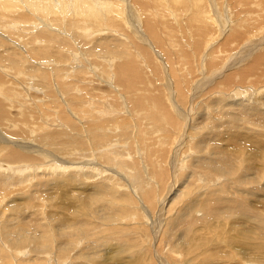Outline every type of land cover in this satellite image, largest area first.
Wrapping results in <instances>:
<instances>
[{"label": "rangeland", "instance_id": "rangeland-1", "mask_svg": "<svg viewBox=\"0 0 264 264\" xmlns=\"http://www.w3.org/2000/svg\"><path fill=\"white\" fill-rule=\"evenodd\" d=\"M129 2L132 5L131 0ZM253 6L245 2L234 1L229 5L231 10L229 13L232 14L233 19L251 15L248 21H252L250 25H255L253 20H256L257 17L251 13L254 8L258 7L256 9H259V6ZM160 17L162 18V16ZM7 20L9 19L0 15V34L3 31L1 23H6ZM161 21L164 20L161 19ZM38 22H41L38 26L31 24V34L34 31H39V26L43 25L41 27H52L63 36V39L56 37L55 46L58 45L59 50L49 48V56L41 54L44 60L27 58L25 55V47L29 43L27 39L21 41V37H18L17 41L16 39L10 41L5 37L3 42L0 39V51L9 48L13 55V65H15V67L12 65L13 70L9 69L8 71V73L11 72L10 76L8 75V78L5 76L7 81L0 84L4 95L0 96V103L8 110L7 115L0 119V260L2 261L0 264H264V135L262 136L263 132L261 133L260 130L258 132V129L256 133L255 128V130L250 128L251 131H248L249 128L239 125L243 122V114L238 110L241 109L239 104L228 103L226 109L222 106L225 113L224 115L222 113V117L219 115V118L218 116L213 117L217 113L212 107L216 103L215 101L219 103L214 96L224 95L227 90L226 85L223 84L229 81H240L238 83L240 85L237 84L235 88V83L232 89L241 88V90L249 92L246 91V96L243 95L242 98L239 95L240 98L238 96L234 98L241 101L245 107L250 105L251 112L255 111L256 97H254L255 95L252 97L250 93L252 90L254 91V88H257L255 92H263L264 96V65H257L255 67L256 69L258 67L257 71L254 69L250 73L253 76L246 78L244 76L256 57L264 54L262 52L264 51V42L253 53H248L251 50L249 49L245 56L238 57L239 64L227 68L223 74L222 72L208 73L206 80L209 82L201 94L194 96L195 85L205 81L206 71L204 68L208 69V66L215 65L212 61L214 58L210 59L211 61L207 58L211 51L206 49V53L201 52L203 54H200L198 58L182 56L177 59L171 57L173 43L169 42V39L164 40L162 35L159 38L154 36L145 29L142 21H139L141 25L139 33L147 34L150 40H144L145 42L139 40L138 44H134L130 38V43L124 45L133 57L136 55L137 70L142 75L137 71L138 77L134 81L138 83V86L132 85L133 91H130L122 87L124 85L114 82L115 74L113 75L111 72L113 73L116 63L114 62L108 67L103 59L108 58L106 50L96 44L101 41L114 43V33L105 31L106 33L103 32L90 41L93 33H89L87 37V42H89H86V48L85 43L75 37L70 23L64 22L61 28L57 27L59 23L53 17H48L44 21L40 19ZM105 23L106 21L94 22L90 27H102ZM20 24L23 27H28L23 22H9L8 28L13 31ZM127 24L130 26V23ZM124 25L128 27L126 24ZM231 25L232 22L227 19V22L225 21V24L222 25L223 29H219L217 33H220V37H215L218 40L216 39L217 41L210 44L212 51L219 47L227 48L225 44L233 39ZM2 26L5 28V24ZM161 27L167 32L164 25ZM262 27L264 25H261L258 30ZM129 28L132 29L131 26ZM115 34L120 36V33ZM7 36L9 37V35ZM122 38L127 40L128 36L122 35ZM70 40L75 46H72ZM18 41L22 46L17 43ZM7 43L9 45L5 46ZM70 45L71 48L73 47L72 49H68ZM191 46H188V55H191ZM77 47L82 48V50L80 48L81 53H77L72 58L70 50L76 52ZM87 58L90 61L92 59L91 63L94 65L91 70L93 73L88 74L92 81L88 83L87 80L81 81L78 87L87 84L105 90L108 86H105L104 83H107L109 87L115 89L116 98L114 97L113 100L117 99L119 103L114 102L109 105L111 98L107 94L102 96L97 94L95 101L100 102L101 105L106 103L108 112L125 115L130 121H125L121 129L114 128L115 135H118L114 136L116 139L114 147H116L108 149L106 154L97 151L96 139L87 131L88 127L85 125L84 117L80 119L81 112L76 109L77 104L69 101L60 81L52 80L51 90L48 92L45 89L42 90V85L41 87L36 86L35 78L30 79L29 76L24 75L21 83V76L15 75L17 74L15 70L22 69L24 72L22 73L25 74L27 65L33 70L39 69L38 65L42 63H45L43 68H48V70L68 68L69 72L73 71L72 74H74L77 69H84L85 65L89 66L87 63L90 61ZM97 60L102 62L99 63ZM67 64L72 68H69ZM17 66L18 68H16ZM171 68L174 78L170 76ZM178 69L179 71L182 69V71L179 72ZM66 72L64 70V76ZM185 72L187 77L184 81L181 74H185ZM107 73L111 75L108 76ZM209 74L211 79H208ZM67 76L69 79V75ZM105 76L106 78H104ZM159 76L164 78L161 80ZM176 76H180L181 79ZM25 77H29L30 81ZM180 80L189 81L191 87L185 91V87L181 86L187 87V84L180 85L182 83ZM192 81L193 86L191 85ZM177 85L179 88L176 87ZM165 86L168 88L167 92ZM153 87L156 91L152 89ZM15 91L18 92V96L23 99L25 97L27 101H30L31 105L27 110L25 108L26 111H23V108L20 110L21 103L14 97ZM232 91L230 89V92ZM161 92L162 94L158 95ZM154 93L157 94L155 97ZM181 95L185 96L181 98ZM164 96L166 98L159 101ZM224 96L226 97V94ZM260 99L264 101L263 97ZM183 100L187 103L190 101L189 109L186 107L189 110H187V114L191 115L192 112H195V108L200 111L201 103L207 102L208 111L206 112L211 116L198 125L194 124L189 129L195 136L193 135L194 138L191 137V139L187 137V145H189L186 147L192 148V152L189 151L191 153H187V158L184 160L181 152L185 148L182 150L180 148L182 145L179 147V152H177L179 148L175 145L173 148L175 155L171 154L176 131H182L181 128L186 130V119L184 120L182 114L185 112ZM158 101L161 104H158ZM193 101L196 106L194 108H192ZM174 103L175 105H173ZM140 106L146 107L141 108ZM147 107L149 108L147 109ZM242 107L244 108V106ZM121 109L124 111L122 112ZM261 109L264 111L263 107ZM75 110L77 111L75 112ZM27 111L29 112L27 113ZM30 112H35L36 118L39 119L34 126L28 122L30 119L34 121L30 117L32 115ZM174 113L180 120L174 116ZM169 114L171 118L175 117V121L167 118ZM17 115L18 118H16ZM236 115L239 116L237 121L234 118ZM230 116L231 120H228V123L225 122ZM141 119L146 123H154L151 125L152 129H146V127H150L146 123L145 127L144 122H140ZM15 120L17 124H15ZM220 121L227 126L219 125L215 129L216 123L214 124V122L219 123ZM251 121H255L256 125L264 128V123L260 119L255 118ZM4 122H8V124H4ZM67 124L72 126L78 124L79 130L77 131L82 133V136L75 137L69 131L66 132L65 125ZM206 124L207 126H203L204 130L198 133L196 131L195 134L196 127ZM28 126L30 129H27ZM49 128L61 129L56 130L58 133H55L59 137L48 135ZM226 128L229 130L227 131ZM85 129L86 133L90 135H85ZM152 130L154 131L152 132ZM77 131L73 133H77ZM41 134L42 136L45 134V136L41 137ZM16 135L24 139H16L18 138ZM157 135L160 137L158 138ZM171 135L172 141L169 139ZM203 135L209 138H203ZM155 138L158 139V142L155 141L158 145L156 144V148L150 149L149 142ZM184 138L186 137H183V142ZM39 139L43 141L39 143L37 141ZM45 140H50V142L43 148L42 146L47 143ZM195 142L198 144L197 151L192 146ZM196 143L194 145H197ZM158 149L159 151H157ZM123 150L127 154L122 156V160H127L129 169L118 172L115 169L118 165L114 164L119 162L118 154ZM156 151L158 153L155 154ZM17 155L21 157H17ZM108 156L117 161L111 162L114 167L101 165V163H106ZM89 158H94V160L92 159V163H87V165L85 162H90ZM95 158L101 163L95 161ZM78 161L80 163L74 164ZM181 164H184V168H181ZM51 166L54 168V170L50 169L52 172L48 170ZM55 166L58 168L56 167V169ZM71 166L85 167V170L89 167H99V170L105 171L101 176L96 175L91 168L83 170L86 173H91V171V174L94 173L93 179H85L83 172L72 171ZM20 168L27 169V173L22 171L19 175L14 172ZM13 172L17 176L15 178H18L16 181ZM41 177L44 179H40ZM96 180H99L98 183ZM121 180L124 182L122 186Z\"/></svg>", "mask_w": 264, "mask_h": 264}, {"label": "bare ground", "instance_id": "bare-ground-1", "mask_svg": "<svg viewBox=\"0 0 264 264\" xmlns=\"http://www.w3.org/2000/svg\"><path fill=\"white\" fill-rule=\"evenodd\" d=\"M234 1L245 2V3H248L249 5H252V6H253V4H255L253 7L259 6L260 10L256 9V8H258V7H256V8L253 9V12L251 13L252 15L254 14L257 17L256 20H253L255 25H250V22L252 23V21H248V20H250V16L251 15L249 17L246 16V17L240 18V19H233L232 14L229 13V11H231L229 5L232 2H234ZM131 4L133 6L130 5L129 0H114L112 2H110L108 0H0V15H2V16H4V17L9 19V20H7L6 23H1V27H2L3 31L0 34V39L2 40V42L5 39V37L8 38L10 41H15V39L17 41L18 37H21L20 38L21 41H22V39H27L29 41V43H28L27 47H25V50H26L25 55L27 56L28 59L32 58V60H36V59H43L44 58L41 54H43L45 56L46 55L49 56V53H50L48 51L49 48H54L56 51L59 50L60 47L58 45L55 46L56 45V37L60 38V39H63V36H61L58 32H56V30L52 29V27H41L43 25L39 26V31H34V33L31 34L30 33V28L32 27L31 24H33L35 26H38L39 23H41V22H38V21H40V19H41V21H44L48 17H53L56 21H58L59 26H57V27H60V28H61V26L63 25L64 22L70 23L72 25L75 37L80 39L82 42H84L85 46L91 39L97 38L98 36L103 34V32L106 33L105 31L111 32V34L114 33L113 34L114 35L113 39L115 40L114 43L110 44V43H105L104 41H101L100 43L96 42V44L101 49L106 50V52H107L106 56L108 58H103V59L105 61V64L108 65V67L113 65L114 62L116 63V67L114 68L113 73L111 72V74H113V75L115 74L114 82L116 84L120 83V84L124 85V86H122V85L121 86L124 87L126 90L129 89L130 91H133L132 90V85H137L138 86V83H136L134 80L137 79L138 73L140 74V71L137 70V66H136L137 63L135 61L136 60V55L133 57L131 55L130 51L127 48H125L124 45L128 44V42L130 41V38L132 40V43H134V44H138L139 40H141L143 42H145L144 40H150V38H149V36L147 34L144 35V34H142V32L140 34L139 31H138V30H140V27H141L139 21H142L143 26L145 27V29H147V31L149 30L154 36L159 38L162 35L164 40L169 39V42L173 43L174 46H171L173 48V49L171 48V50H172L171 51V55H172L171 57H175L177 59L182 57V56H186L185 58H187V56H190V58L191 57L192 58L193 57H195V58L197 57L198 58L200 56V54H203L201 52L206 53V51H205L206 49H207V51H208V49L211 51L208 54L207 58H208V60L214 58L212 61L215 63V65L212 64V66H208L209 67L208 69L204 68V70L206 71V74L204 75L205 81L204 82H198L195 85V88L193 87L194 88V94H193L194 96H195V94H196V96L199 93L201 94V91L204 89L206 84L209 82V80H206L207 77H208V75H207L208 73H211V72H222V74H223V72L227 68H229V67L231 68V66L239 64V61H237L238 57L245 56L246 55L245 53L248 52L249 49H251V50L248 53H253L255 50L259 49L260 48L259 46L264 42V27H262L260 30H258L261 27V25H264V0H131ZM26 9L28 10V12H27ZM258 10H259V12H258ZM248 13H250V12H248ZM160 16H162V18ZM161 19H163L164 21H161ZM227 19L230 20V22H232V25H231L230 29H233V39L231 41H229L227 44H225V46H227V48L219 47L215 51H212L211 50L212 48H211L210 44L213 41H217L218 40L217 38H216L217 40L215 39V37H218L219 34H220V33H217V32L219 31V29H223L222 25L225 24V21L227 22ZM100 21H106V23L102 27H97V28H94V26L90 27V25L93 24L94 22H100ZM9 22H12V23L23 22L28 27L27 28L23 27L22 24H20V25H17L16 28L13 29V31H12V30H10L8 28ZM127 23H130V26H131L132 29L129 28L130 26ZM3 24H5V28H8L7 30L2 26ZM124 24H126L128 27H125ZM163 25H164V27L167 28V32H165L164 29H162L161 26H163ZM228 26L230 27V25H228ZM107 29H110V30H107ZM7 32H9L10 34H8ZM223 32H224V30H223ZM89 33H93V34L90 37L89 41L87 42V37L89 36ZM115 33H120V36L119 35L117 36V34H115ZM121 34L125 35L126 37L128 36V39L127 40H123ZM7 35H9V37ZM10 35L13 36L14 38L11 37ZM69 42L72 43V46H75L72 40H70ZM17 43L21 44V42H19V41ZM8 45H9L8 43H7V45L5 44V46H8ZM190 45H192L191 46L192 51L189 49L191 51V55H188V51L187 50H188V46H190ZM21 46H22V44H21ZM69 48H71V45H70V47H68V49ZM80 48L81 47H77V51L76 52H74V50H70L72 58H74L77 53H81ZM86 48H87V46H86ZM75 49H76V47H75ZM18 50H20V49H18ZM81 50H82V48H81ZM78 51H80V52H78ZM262 52H264V51H262ZM0 53H2V54H0V84H1L2 82H4L6 80L5 76H6V78H8L10 76L11 72L8 73L9 69L13 70V68H12L13 55L9 51V48H5V50H1ZM4 53H5V56H4ZM32 53H33V55H32ZM22 55H23V53H22ZM93 55H95V54H93ZM90 58H92V57L90 56ZM92 59H91V61H92ZM88 60L90 61V59H88ZM208 60H206V61H208ZM262 60H264V54L262 56H260V57L257 56L256 60H254V62L250 65V67L248 69V72L245 74L244 78H246L247 76L250 77L252 75V74L250 75V73L254 69H256L255 67L257 65H264V62H262ZM84 61H86V60H84ZM91 61L89 63H87V64H89V66L85 65L84 69H77L74 74H72L73 71L69 72L70 70L68 68L64 69V70L67 71L65 73V76H64V70H62V69H51V70H48V68H43V67H45V63H42V64L38 65L39 69H33V70H32V68L29 65H27L26 67L24 66L25 70L27 72L25 71L26 73L23 74L24 72L22 71V69H18V70H15V73H17L15 75L21 76V80H20L21 83H22V77H24V75L25 76L26 75L29 76L30 79L35 78L34 80L36 82V86L41 87V85H42L43 86L42 90L45 89L48 92L51 90L52 80L60 81L61 87L65 91V94L67 95L69 101H71L75 105L77 104V108L76 109L79 112H81V118L80 119H83L82 117H84L85 125L88 127L87 131L90 134H92V136L96 139L95 143H96V145H98V147H97L98 150L97 151L106 154L108 149L109 150L111 148L115 149V147H116V146L114 147V145L116 144V143L114 144V141L116 140V139H114V136L117 137L118 135L117 136L115 135V131L114 130L115 129H121L122 126L125 124V121H128V122H130V121H129V119L127 117H125V115H122L120 113H119V115L118 114L116 115L114 113L112 114L111 112H108V109H106V103H105V105H101L100 102L95 101V99L97 98L96 97L97 94L100 95V96H102L103 94H107L111 98V100L109 101V105L114 104V102L119 103V101H117V99H116V101L113 100L114 97L116 98V94L114 93L115 89L112 88V87H109V85H107V83L106 84L104 83L105 86H108L105 89L106 91L102 90L100 88H97L94 85L93 86H89L87 84H84V85H81V86L78 87V84L81 81H86L87 80V83L89 81H92L91 76L88 77V74L91 75L93 73V71L91 72V70H92V67L94 65H93V63H91ZM97 61L99 63L102 62L100 60H97ZM43 62H45V61H43ZM71 63H68V64H71ZM34 65H37V64H34ZM71 65H73V63ZM13 67H15V65H13ZM68 67H69V65H68ZM70 67L72 68V66H70ZM16 68H18V66ZM26 68H31V69H26ZM73 68H74V66H73ZM178 68H179V66H178ZM182 68L184 69V66ZM210 68H212V70H210ZM4 69H7V70H4ZM257 69H258V67H257ZM257 69H256V71H257ZM180 70L182 71V69H180ZM105 71L103 72L104 74H105ZM137 71H138V73H137ZM177 71H179V69ZM177 71L175 70V72H177ZM181 71H179V72H181ZM179 72H177V73H179ZM107 74H108V76L111 75L109 73H107ZM67 75H69V79H68ZM172 75L173 74H172V68H171V75L170 76L173 77ZM181 75L183 76L184 81H185V79L187 77L186 76L187 75L186 72H185V74H181ZM256 75H257V73H256ZM180 76H176V77H179V79H181ZM29 77H25V78H27L30 81ZM210 77L211 76L209 74V78L208 79H211ZM104 78H106V76ZM160 78L162 80V78H164V77L162 76ZM244 78H242V79H244ZM175 79H177V78H175ZM169 82H167L168 85H169ZM181 82H182L181 84L180 83H178V84H180V85H182L183 83L187 84V87L184 86V85L181 86L183 88L185 87V91L189 87H191V86H189V81L188 82L181 81ZM167 83H165L166 86H168ZM173 83H175V82H173ZM235 83H236V85L234 87L236 88L237 84L240 83V81H229V82H226L225 84H223V85H226V87H227V90H225L226 97L224 96L225 94L224 95H218L217 94L216 96H214V98L218 99L219 103L214 100L216 103L212 107L215 108L214 110H216L217 115H215L213 117L218 116V118H219V115H221V117L224 115L225 111L221 108L222 106H224V108L226 109V104H228V103L239 104L241 106V109H238V108L237 109L239 110V112L241 114H243V117H242L243 118V122L241 124H239V125H241V127L247 128V129L248 128L249 129L250 128H253V129L255 128L256 130L255 129L254 130H255L256 133H257V129H258V132H259V130L261 131V133L263 132V134L259 133V134H261L263 136L264 135V128L262 126H260V125H256L257 123L255 124V121L254 122L251 121L252 119L257 118V119H260V121L264 123V111H262V109H261L262 107L264 109V101L260 99V97L264 98V96L262 95L263 92L262 93H260L259 91L255 92V90H257V88H254V91L253 90L251 91L250 94H252V97L254 95H255L254 97H256V102L254 101V103L256 104L255 108H254L255 111L253 110L254 112H251L252 110L249 109L250 105H247L245 107V105H242L241 101L236 100L234 98V97H237L238 95L242 98L243 95L246 96V91H248V90H241V88L240 89L239 88L232 89L233 85ZM116 84H114V85H116ZM114 85H112V86H114ZM191 85L193 86V81H192ZM239 85L240 84H238V86ZM17 87H15L16 90H17ZM176 87L179 88L178 85ZM228 87H230V89L233 90V91L230 92V89H228ZM4 88H6V87H4ZM224 88H223V91H224ZM152 89L154 90V87ZM167 90H168V88L166 87V92H167ZM210 90L212 91V89H210ZM36 91H38V90H36ZM154 91H156V89ZM32 94H34V93H32ZM161 94H162V92L160 94H158V95H161ZM23 95H25V94H23ZM156 95L154 93V97ZM164 95L166 96V93H164ZM0 96H4L3 92L1 91V89H0ZM165 96L162 97V98L159 97V98H161L159 101H162L163 98H166ZM182 96L183 95H181V98H182ZM14 97L16 99L20 100L19 101L21 103V107H19L20 110H21V108H23V111H24L25 108L27 110V108L30 107V105H31L30 101L29 100L27 101V98H25V97L23 99L22 97L18 96V92L17 91L14 92ZM248 97H249V95H248ZM196 98H198V97H196ZM103 99L105 100V98H103ZM167 99H168V97H167ZM167 99H165V100H167ZM153 101H154V99H153ZM159 101L157 102L158 104L160 103ZM197 101H198V99H197ZM105 102H107V101H105ZM144 102H145V100H144ZM178 102H179V100H178ZM183 102H184V100H183ZM189 102L188 103L184 102L185 103V105H184L185 108H183V109L185 110V112L182 113L183 116H184V120L186 119L185 120L186 130H185V128L183 129V128L180 127L182 129V131L181 130L180 131L179 130L176 131V133H175L176 138L174 139V144H173L172 152H171L172 156H174L175 154L173 153V148L175 147V145H177V148H179L182 145V147H180V148H182V150L185 148V150H183L181 152V154L183 155L182 156L183 160H184V158H187V153H191L192 152L191 151L192 148L186 147V146L189 145V144L187 145V142H188L187 137H190V139H191V137H193V135H194V133L192 134L189 131V129L191 128V126H194V124L198 125V123L202 122L203 120L211 118L209 113L206 112V111H208L207 110L208 107H206V105H207L206 103L207 102L206 103H204V102L201 103L202 109L200 111H199V109L196 110V108H195V110H194L195 112H192V113L190 112L191 115L187 114V110L189 109V106H190ZM140 103H141V101H140ZM140 103H138V104H140ZM61 105H62V103H61ZM140 105H142V103ZM173 105H175V103ZM192 105H193L192 108H194L195 101H193ZM211 105H213V104H211ZM35 106H38V105H35ZM69 106H70V104H69ZM91 106H93V108H90ZM242 106H244V108ZM17 107H15V108H17ZM48 107H50V106H48ZM143 107H146V106H142L141 108H143ZM186 107H188V109ZM212 107H211V109L213 110ZM56 108H58V107H56ZM148 108L149 107H147V109ZM8 109H11V108H8ZM59 109H61V108L59 107ZM144 109H146V108H144ZM152 109H153V105H152ZM77 110H75V112ZM116 110H118V108H116ZM7 111L8 110L6 108H4V106H2V104L0 103V119L7 115ZM29 111H27V113ZM121 111L123 112L124 109H121ZM161 112H162V110H161ZM235 112H236V110H235ZM27 113H24V114H27ZM222 113H223V115H222ZM12 114H10V115H12ZM19 114L21 115V113H19ZM31 114H32L31 116L30 115H28V116H30L34 121H32L30 119V121H28V122H30V124L32 126H34V124H36V122H38L39 119L36 118L35 112H32ZM106 114H108L110 116H108ZM61 115H63V114H61ZM15 116H16V114H15ZM85 116H86V118H85ZM127 116H128V114H127ZM174 116L177 117V114L174 113ZM19 117H21V116H19ZM145 117H144V119H145ZM238 117L239 116H237V115L234 116L236 121H237ZM16 118H18V115H17ZM167 118H169V120L173 119L175 121V117L171 118L170 114H169V117H167ZM228 120H231V116L227 120H225V122L228 123ZM8 122L7 123L4 122V124L5 123L8 124ZM140 122L141 123L144 122L143 123L144 125L146 123L143 119H141ZM151 122H152V120H151ZM153 122H155V121H153ZM233 123L234 122H232V124ZM15 124H17V121L15 122ZM50 124L52 125V122ZM214 124L213 125H214L215 129H217V126H219V125L220 126H223V125L227 126L222 121H220L219 123L218 122H214ZM236 124H238V123H236ZM236 124H235V126H236ZM146 125L149 126L150 128H147ZM146 125H145L146 129L151 130L152 129L151 125H154V123H149L148 122V123H146ZM155 125H156V123H155ZM32 126H30V127L32 128ZM65 126H66L65 131L66 132L69 131L71 135H73L75 137L82 136V133L77 131V130H79L78 127H77L78 124H76L75 126H72L71 124H67ZM110 126H111V128H109ZM203 126L205 127V126H207V124L199 126V127H196L195 134H196V131L198 133V132L204 130ZM209 128H210V125H209ZM220 128H218V129H220ZM228 128L230 129V127H228ZM233 128H234V126H233ZM27 129H30L29 126H28ZM229 129H227V131ZM38 130H39V128H38ZM56 130H61V129H53V128L50 129L49 128L50 132H48V135L51 134L52 136L59 137L58 135H55V133H58V131H56ZM184 130H185V133H184ZM74 131H77V133H73ZM80 131H81V129H80ZM119 131H121V130H119ZM153 131L154 130H152V132ZM248 131H251V129L248 130ZM164 132H167V131H164ZM59 133H61V132H59ZM85 133H86V129H85ZM256 133H255V135H256ZM90 134L86 133L85 135L88 136ZM156 134H158V133H156ZM156 134H154V136H156ZM223 134H225V133H223ZM44 136H45V134H44ZM44 136H42V134H41V137H44ZM83 136H84V134H83ZM184 136L186 138H184V142H183L182 139H183ZM17 137L18 138H16V139H24V138H22L20 136H17ZM157 137L159 138L160 136L157 135ZM203 138H209V137L206 136V135L204 137V135H203ZM40 139L37 140L39 143H41L43 141V140L40 141ZM169 139H171V141H172V135L169 137ZM47 140H45V141H47ZM155 141L158 142V139L155 138V139H152V141L149 142L150 146H148V147H150V149L156 148V144L158 145V143H156ZM49 142H50V140L47 141V143L45 142L46 144H44L42 147L45 148V146ZM52 142H53V140H52ZM194 144L192 146L196 150V147L198 146V144L197 143H196L197 145H194ZM33 145H35V144L33 143ZM159 145H160V143H159ZM10 147H12V146H10ZM17 147H18V145H17ZM207 147H209V146H207ZM19 148H21V147L19 146ZM180 148L178 149L177 152H179ZM22 149H24V148H22ZM157 151H159V149ZM157 151L155 152V154L158 153ZM189 151H191V152H189ZM152 153H153V151H152ZM126 154L127 153H125V150H123V152L118 154L119 155V157H118L119 158V162L114 164L115 166L118 165V167H115V169L118 172H121L122 170L126 171L127 168L129 169V165L127 163V160H122V158H123L122 156L126 155ZM153 155H154V153H153ZM17 157H21V156L17 155ZM92 159L94 160V158H89L90 162L87 161L88 159H85L87 161L85 163L86 164L87 163L91 164L92 161H93ZM95 161L101 163L97 158H95ZM111 162L114 163V162H117V161L113 157H109L108 156V159H107L106 163H103V164L101 163V165H104V167L105 166L114 167V166H112L113 164H111ZM78 163H80V162L78 161L77 163L75 162L74 164H78ZM146 163H148V162H146ZM71 165H72V163H71ZM183 165L181 166V168H184ZM56 167L57 166H55V168ZM25 168L24 169H21V168L17 169V171H14V172H17V174L20 175V172H22V171L26 172L27 171V169H25ZM61 168L62 169H69L68 167H66V168L65 167H61ZM70 168H71L72 171L73 170H76V171L78 170V171L83 172V170H85V167H77V166L73 167V166H71ZM89 168H91L96 175L97 174H99L101 176L104 175V171L105 170L104 171L101 170V169L99 170V167H97V168L96 167L95 168L89 167ZM50 169L54 170V168L52 166L48 170L51 171ZM88 169H86V170H88ZM14 172H13V175H14ZM26 173H24V174H26ZM91 173H92V171H91ZM91 173L83 172V177L85 179L92 178V175L94 173L93 174H91ZM21 174L23 175V173H21ZM52 174H54V173H52ZM15 176L16 175H14V179L16 181V179H18V178H15ZM50 176H49V178H50ZM51 177L53 178V176H51ZM21 178H20V180H22ZM40 179H44V178L41 177ZM96 179H97V177H96ZM100 180H101V178H100ZM43 181H45V180H43ZM91 181H88V182H91ZM98 181H97V183H98ZM101 181H100V183H101ZM122 185H124V182L121 184V186ZM121 186H120V188H121ZM124 188H126V186H124ZM0 263H2L1 260H0Z\"/></svg>", "mask_w": 264, "mask_h": 264}]
</instances>
